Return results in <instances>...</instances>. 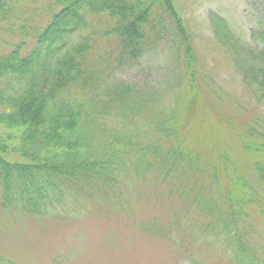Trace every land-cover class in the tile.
I'll return each mask as SVG.
<instances>
[{
	"label": "trees",
	"instance_id": "16d2710c",
	"mask_svg": "<svg viewBox=\"0 0 264 264\" xmlns=\"http://www.w3.org/2000/svg\"><path fill=\"white\" fill-rule=\"evenodd\" d=\"M31 5L0 0V209L75 221L90 216L84 201L105 198L118 210L127 205L126 184L141 190L144 182H163L168 190L182 189L181 199L191 206L183 216L174 214L170 232L189 227L186 222L197 216L206 220L226 264H264V239L253 234L256 221L264 222V118L252 119L235 134L238 145L254 156L250 173L256 182L237 177L235 165L214 142L206 170L175 127V90L138 89L111 75L125 60L140 59L166 22L179 36L172 49L180 46L182 58L190 50L173 0ZM39 11L49 17L36 28ZM95 17L102 18V35L115 41L116 54L94 52ZM214 25L221 28L218 39L232 52L243 84L256 101L264 99V30L252 50L239 45L226 21ZM10 258L0 254V264H17Z\"/></svg>",
	"mask_w": 264,
	"mask_h": 264
},
{
	"label": "rangeland",
	"instance_id": "374dc122",
	"mask_svg": "<svg viewBox=\"0 0 264 264\" xmlns=\"http://www.w3.org/2000/svg\"><path fill=\"white\" fill-rule=\"evenodd\" d=\"M20 1L28 8L32 2L41 6L48 0L44 4L45 0ZM173 2L186 25L192 51L179 57L180 46L172 49L179 36L174 37L166 22L140 59L125 60L119 67L111 63L115 67L111 75L138 89L175 90L179 105L175 127L186 135V144L198 160L207 164L206 170L215 156L214 142L235 165L237 177L244 175L256 182L250 173L254 156L238 145L235 134L252 119L264 118V99L256 101L243 84L232 52L218 39L221 28L214 23L226 21L240 46L257 50L258 33L264 30V0ZM31 13L26 16L28 21ZM36 17L34 24L39 28L49 14L43 11ZM94 23V52L116 54L115 41L102 35V18L95 17ZM202 182L207 188L208 174ZM152 183L144 182L141 190L126 184L127 205L118 210L103 197L84 201V213L90 216L75 221L58 222L0 209V254L17 264H226L215 250L214 234L206 231V220L195 216L186 222L189 227L170 232L174 214L182 212L183 216L191 206L181 199L184 196L178 189ZM256 186L260 188L259 183ZM253 234L264 239L263 221H256Z\"/></svg>",
	"mask_w": 264,
	"mask_h": 264
}]
</instances>
